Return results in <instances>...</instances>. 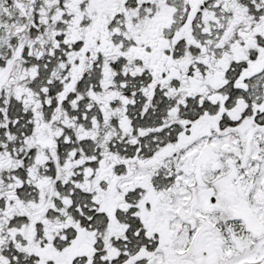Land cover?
Masks as SVG:
<instances>
[{
    "label": "snow or ice",
    "instance_id": "snow-or-ice-1",
    "mask_svg": "<svg viewBox=\"0 0 264 264\" xmlns=\"http://www.w3.org/2000/svg\"><path fill=\"white\" fill-rule=\"evenodd\" d=\"M0 264H264V0H0Z\"/></svg>",
    "mask_w": 264,
    "mask_h": 264
}]
</instances>
